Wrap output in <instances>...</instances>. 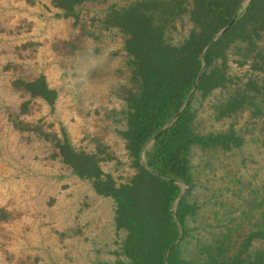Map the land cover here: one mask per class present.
Returning a JSON list of instances; mask_svg holds the SVG:
<instances>
[{
	"label": "rangeland",
	"instance_id": "obj_1",
	"mask_svg": "<svg viewBox=\"0 0 264 264\" xmlns=\"http://www.w3.org/2000/svg\"><path fill=\"white\" fill-rule=\"evenodd\" d=\"M131 1L88 2L74 20L56 16L52 0H0V264L125 259L126 232L116 228L114 201L54 156L53 137L65 131L77 150L105 149L113 157L102 168L118 183L136 172L120 134L127 125L125 95L133 88L125 36L100 22L110 5ZM188 28L186 23L173 32L172 40L182 39ZM227 57V73L235 80L257 76L249 63L239 64L234 45ZM257 73L264 83V73ZM41 74L58 92L54 106L12 85ZM230 93L228 88L206 97L197 93L192 104L195 132L234 129L245 139L229 151L191 149L193 185L186 202L195 210L185 218L179 254L192 264H203L208 252L231 257L252 229L264 225V103L257 100L261 113L248 107L218 118L216 107ZM256 249H264V239L247 252Z\"/></svg>",
	"mask_w": 264,
	"mask_h": 264
},
{
	"label": "trees",
	"instance_id": "obj_2",
	"mask_svg": "<svg viewBox=\"0 0 264 264\" xmlns=\"http://www.w3.org/2000/svg\"><path fill=\"white\" fill-rule=\"evenodd\" d=\"M103 1L52 0V6L59 11L56 16L78 20L82 5ZM246 1L133 0L123 7L110 5L100 19L104 28H116L125 36L133 88L125 95L127 125L120 134L136 172L118 183L102 168V162L113 157L105 149L77 150L65 131L61 137H53V142L54 156L73 174L89 180L98 195L114 201L116 228L126 232L125 259L114 264H192L179 254L187 233L185 218L195 210L194 204L186 202L193 185L191 149L229 151L245 142L234 129L195 132L193 100L197 93L206 97L216 89L228 88V99L216 107L218 118L248 107L260 113L263 109L259 101L264 103V83L258 82L257 72L264 73V47L260 44L264 40V0H250L245 5ZM186 23V35L174 42L171 34ZM233 45L239 52V64L249 63L257 76L240 81L227 73L228 51ZM12 85L50 106L58 98L44 74L31 80L16 79ZM183 186L187 191L180 196ZM257 239H264V225L252 229L240 252L225 259L208 252L203 264H264V249L247 252Z\"/></svg>",
	"mask_w": 264,
	"mask_h": 264
},
{
	"label": "water",
	"instance_id": "obj_3",
	"mask_svg": "<svg viewBox=\"0 0 264 264\" xmlns=\"http://www.w3.org/2000/svg\"><path fill=\"white\" fill-rule=\"evenodd\" d=\"M250 0H247V2H249ZM231 25V23L230 24H228L225 28H223L221 31H220V33L219 34H222V33H224L226 30H227V28L229 27ZM202 73V72H201ZM201 75V74H200ZM200 79V76L198 77V80ZM190 99V98H189ZM189 99L187 100V102H186V104L184 105V107L188 104V102H189ZM183 107V108H184ZM181 112V111H180ZM179 112V113H180ZM179 113L171 120V122H170V124L177 118V116L179 115ZM167 127H165L162 131H164L165 129H166ZM161 131V132H162ZM156 137H157V135L150 141V143L149 144H151L155 139H156ZM185 193V190H183L182 192H181V194H180V196H182L183 194ZM169 252V251H168ZM168 252H167V254H166V260H167V256H168Z\"/></svg>",
	"mask_w": 264,
	"mask_h": 264
}]
</instances>
